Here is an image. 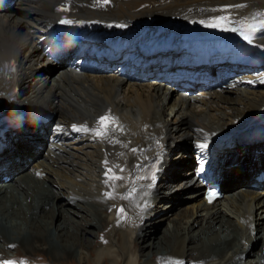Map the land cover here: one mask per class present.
<instances>
[{
	"label": "bare ground",
	"instance_id": "6f19581e",
	"mask_svg": "<svg viewBox=\"0 0 264 264\" xmlns=\"http://www.w3.org/2000/svg\"><path fill=\"white\" fill-rule=\"evenodd\" d=\"M221 16V27L237 31L264 26V0H17L13 10L0 7V126L44 116L0 133V264H264V180H256L264 143H254L264 140V73L256 78L251 67L200 63L185 52H106L96 39L124 25L117 35L165 26L167 34L225 40L199 22ZM84 27L104 30L94 40L72 36ZM59 60L60 72L38 76ZM117 65L126 71L111 74ZM105 115L115 119L103 137L72 129L99 130ZM256 127L243 148L226 146L228 158L213 165L218 142ZM183 144L192 145L189 153ZM38 149L42 158L14 178ZM191 154L197 164L166 185L173 161ZM204 181L222 185L220 201L207 202ZM183 191L190 204L160 241L141 246L162 201ZM261 238V248L251 251ZM9 246L15 256L5 252Z\"/></svg>",
	"mask_w": 264,
	"mask_h": 264
},
{
	"label": "rangeland",
	"instance_id": "374dc122",
	"mask_svg": "<svg viewBox=\"0 0 264 264\" xmlns=\"http://www.w3.org/2000/svg\"><path fill=\"white\" fill-rule=\"evenodd\" d=\"M16 2H17V0H0V7L13 10L16 7ZM133 49H135V48H133ZM72 52H73L72 55H74V53L76 52V48H74ZM166 53L167 52H163L161 54L156 53V54H154V56H156L155 58H160V57H163V55H165ZM82 54H84V52L82 53V52L77 51V55H82ZM79 58H81V57H78V59ZM72 59H74V57ZM167 61L163 62V65L165 63H167ZM63 65H65V63L60 61V60L58 62L54 61V63L50 62L45 68H43V70L39 71L38 76L42 77L48 73H50L52 76H54L63 69ZM117 70H119V65L115 66L114 69H112L110 71V73L111 74L117 73ZM26 72H27V70H26ZM162 72H165V70H163ZM176 73L179 74L180 72H176ZM250 73H253L250 75H253L256 78H262L261 75H262V73H264V69L258 70L255 72H250ZM121 75L126 77L125 74L121 73ZM48 89H49V86H47L45 88V90H48ZM180 90H182V89H180ZM180 90H179V92H180ZM200 91H201V88L198 90L195 89L194 95L198 94V92H200ZM263 111H264V109L262 111H260L259 113H263ZM168 112H169V114H171V112H172L171 109L167 110V113ZM39 118H44V116L40 115V116H37V117L32 118V119H30V117H29V119L24 120V121H19V122H11L12 120H9L0 126V133L11 131L13 128H15L16 124H19V123L30 124L35 119H39ZM48 118H46V119H48ZM53 118L54 117H50L49 122H50L51 126H52ZM258 130H259V127H256L254 129L246 132V133H243L244 132L243 131L242 133L234 135L235 137L232 136L231 137L232 139H227L226 141L218 142L217 145L218 144H221V145H218V146L215 145L216 147L214 148L213 151H211L213 165L216 166L218 163H222L223 161H225L226 160L225 158H228V153H231V152L224 151V148H227L226 146H228V145L233 146L234 145V147H235L234 152H236L240 148L244 147V139L255 134L256 132H258ZM22 132L27 133L28 131L25 130ZM258 142H262V144H263L264 140H262V141L257 140V142H254V143H258ZM223 143H225V144H223ZM210 144L211 143H209V145ZM179 148H181L183 151H186L189 153V151L192 148V145L191 144H183ZM260 148H262L261 144L258 145L257 148L252 149V151L255 152L257 150H260ZM234 152H232L233 155L237 154ZM43 154H44V149H38V150L34 151L30 155V157H28L21 164L20 168L18 170H16L14 178H18V177L26 174L33 167V165L38 160H40L42 158ZM182 157H184V156L180 157V155H179L178 158L173 161L169 171L166 173V175L164 177V182L166 185L171 184V183L180 182L185 177V175L189 172L188 169L191 167H194L197 164V161L194 160V157H192V154L188 155L187 157L185 156V158H183V160H182ZM240 161L244 165L248 162V157H247L246 161H244L243 159H240ZM43 176H44V174H43ZM3 179L9 180L10 177L8 175H5V176H3ZM186 195H187L186 192L183 191V192H179L176 196H174L173 199H170V200L165 199L162 201V203H161L162 206L157 209V211H158L157 217L154 220H152L153 223L147 230L146 240L140 242L141 246L145 245L147 243H151V242H158L162 239V237H164V234H165V232H167L168 227L170 226L171 223H173L171 218H174L180 210L184 209L185 207H187L190 204V201L186 198ZM199 198L202 199V194L200 195ZM220 200L221 199H219L218 201H220ZM165 205H169V206L167 208L163 209V207H165ZM143 218H144L143 216L139 218V223H144ZM77 219L80 220V218H78V217H77ZM262 244H263V239L262 238L257 239L256 241L253 242L252 247H251V251L257 252L261 248ZM4 250L8 256H15L16 255V252L14 251L13 247L9 246L8 248L7 247L4 248ZM144 250H145V252L148 251L149 247H146ZM33 257H35V256H33ZM185 263H187V262L185 261ZM188 263H190V262H188Z\"/></svg>",
	"mask_w": 264,
	"mask_h": 264
},
{
	"label": "snow or ice",
	"instance_id": "6c2138e0",
	"mask_svg": "<svg viewBox=\"0 0 264 264\" xmlns=\"http://www.w3.org/2000/svg\"><path fill=\"white\" fill-rule=\"evenodd\" d=\"M105 2H107V0H105ZM200 23L204 24L206 27H210V28H216V29H219V30H224V31H233V32H236L237 29L236 28H228V27H221V25H223L225 23V17L221 16V17H217V18H213V22H208V23H205V21H199ZM60 23L62 24H71L72 21L71 20H61ZM119 27H125L124 25H119ZM255 31V30H254ZM241 35L243 36V39L245 41H247L249 44L252 43V38L249 36V35H244L243 33H241ZM257 38H264L262 36H258ZM115 118L114 117H109L107 115L105 116H101L99 118V124L101 125V129H89L88 127H81V126H77V125H73L72 126V129L73 131H76V132H85V133H88V132H93L95 136L97 137H103L107 134V131H108V128H109V125L112 124V121L114 120ZM115 129L113 128V131ZM201 148H207L208 145L207 143H203L200 145ZM133 151H136V149H133ZM120 171L122 172L123 169H120ZM109 172H112V169H107L106 170V173L105 175L107 176V174ZM116 179H119L120 177H115ZM214 195V193H213ZM124 209L121 208L120 211H123ZM7 264H15V262H7Z\"/></svg>",
	"mask_w": 264,
	"mask_h": 264
}]
</instances>
